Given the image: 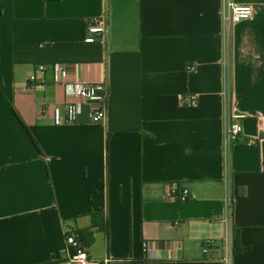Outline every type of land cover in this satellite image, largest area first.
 I'll return each mask as SVG.
<instances>
[{"label":"crops","instance_id":"0c3cea01","mask_svg":"<svg viewBox=\"0 0 264 264\" xmlns=\"http://www.w3.org/2000/svg\"><path fill=\"white\" fill-rule=\"evenodd\" d=\"M227 3L253 17L231 23ZM99 17L103 42L84 44ZM54 63L107 87L102 124L84 105L53 125L62 87L37 71L26 87ZM172 184L194 198L168 201ZM65 234L89 264H264V0H0V264H69Z\"/></svg>","mask_w":264,"mask_h":264},{"label":"built area","instance_id":"2783aa9c","mask_svg":"<svg viewBox=\"0 0 264 264\" xmlns=\"http://www.w3.org/2000/svg\"><path fill=\"white\" fill-rule=\"evenodd\" d=\"M223 18L228 19L233 24L247 21L253 17L254 10L251 5H237L227 3L223 5ZM84 44H95L103 42L108 32V26L105 17L92 18L85 21ZM192 67H187L191 71ZM36 71L44 75L50 73L54 84L60 85L63 89L64 103L62 106H54L51 109L52 122L54 126H69L77 123L78 117L82 113L84 105L88 107V117L93 125H100L106 118V107L108 98V89L102 83H76L67 81V72L63 64H40L35 66L33 73L27 81V90H31L37 84ZM190 107L196 106L194 96L188 97ZM241 118L238 115H232L231 121L226 125L222 146L224 151L229 149L239 140L242 135V127L237 122ZM194 198L187 187L179 185H170L167 189V200L171 202H187ZM214 242L207 241L201 245L202 253L206 254ZM142 253L145 258L158 259L160 257L159 246L153 247L148 241L141 245ZM63 256L65 262L69 264H89L88 256L83 245L74 235L65 234ZM224 261L230 263V254H225Z\"/></svg>","mask_w":264,"mask_h":264},{"label":"trees","instance_id":"16d2710c","mask_svg":"<svg viewBox=\"0 0 264 264\" xmlns=\"http://www.w3.org/2000/svg\"><path fill=\"white\" fill-rule=\"evenodd\" d=\"M258 162H259L258 154H256V167L258 166ZM233 242H234L233 252H238L240 249H239V245H238L239 244V237H238V230L237 229H235L233 231Z\"/></svg>","mask_w":264,"mask_h":264}]
</instances>
